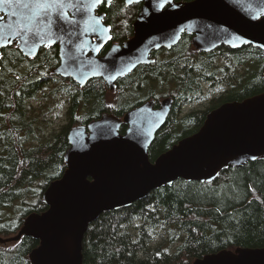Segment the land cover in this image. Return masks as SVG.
I'll list each match as a JSON object with an SVG mask.
<instances>
[{"label": "trees", "instance_id": "16d2710c", "mask_svg": "<svg viewBox=\"0 0 264 264\" xmlns=\"http://www.w3.org/2000/svg\"><path fill=\"white\" fill-rule=\"evenodd\" d=\"M140 6H126L123 0L99 5L97 12L103 13L112 42L132 35ZM57 52L55 45L41 48L32 58L15 45L0 52L3 239L16 235L29 214L47 209L42 194L64 173L71 127H86L104 113L121 118L144 101L171 98V111L148 148L154 161L194 133L211 109L264 91V50L252 46L201 52L190 35L182 34L169 49L151 51L152 63L118 78L112 90L99 78L81 87L52 74ZM213 89L221 91L210 96L205 110L180 114L182 106ZM59 97L68 105V124L43 138L41 117ZM38 99L42 102L33 106ZM38 243L27 236L0 243V264H31L28 255ZM244 247H264L263 157L241 167L223 168L210 182L177 179L129 207L100 214L88 225L81 253L82 264H192L206 254Z\"/></svg>", "mask_w": 264, "mask_h": 264}, {"label": "water", "instance_id": "95a60500", "mask_svg": "<svg viewBox=\"0 0 264 264\" xmlns=\"http://www.w3.org/2000/svg\"><path fill=\"white\" fill-rule=\"evenodd\" d=\"M112 1L0 0V52L15 45L32 58L57 44L54 75L80 86L100 78L112 90L118 78L152 63L151 51L169 49L182 34L201 52L220 46L264 50V0H123L141 4L132 36L97 56L110 34L96 11ZM170 105V99L157 109L146 102L122 120L103 114L87 127L70 128L64 173L42 194L47 209L29 214L17 234L0 243L32 237L39 243L28 255L31 264H82L84 234L100 214L129 207L177 179L210 182L223 168L264 158L263 91L211 110L194 133L150 161L148 148ZM123 122L127 128L120 133ZM192 264H264V247L224 249Z\"/></svg>", "mask_w": 264, "mask_h": 264}, {"label": "rangeland", "instance_id": "374dc122", "mask_svg": "<svg viewBox=\"0 0 264 264\" xmlns=\"http://www.w3.org/2000/svg\"><path fill=\"white\" fill-rule=\"evenodd\" d=\"M204 92L205 94L201 100L195 101L191 106H186L184 109L187 111L190 108H200V107L203 108L206 105V100L211 95L217 93L216 91H213L211 94L208 91H204ZM58 99L59 100H56L54 103L53 102L49 103L51 105L50 111L45 113L43 115L44 117L43 116L41 117V119H44L41 125L43 128V130H41L42 134H40V136L43 138L49 137L52 133L59 131V129L62 126L68 124V119H69L67 115L68 105L63 99H60V97ZM40 102L42 101L38 99L37 102H32V105L37 106Z\"/></svg>", "mask_w": 264, "mask_h": 264}, {"label": "flooded vegetation", "instance_id": "af4514ba", "mask_svg": "<svg viewBox=\"0 0 264 264\" xmlns=\"http://www.w3.org/2000/svg\"><path fill=\"white\" fill-rule=\"evenodd\" d=\"M104 4H105V3H104ZM105 5H106V6H109L110 4H108V5L105 4ZM98 7H99V6H98ZM96 13H97V14H103V13H98L97 11H96ZM103 23H104V20H103ZM104 24H105V23H104ZM105 25H107V24H105ZM107 26H108V25H107ZM108 27H109V26H108ZM132 32H133V31H132ZM109 34H110V39H109V40H106V41H104V42H102V43L100 44V48H99V50H98V52H97V54H96L97 56H102L103 54H105V53L108 51V49L110 48V46H111L112 44H121L122 42L125 41V40H124V41H121V42H118V41H117V42H112V40H111V29H110V27H109ZM131 36H132V35H131ZM131 36H130V37H131ZM130 37H129V38H130ZM129 38H127V39H129ZM127 39H126V40H127ZM92 41H93V42L96 41V38H93ZM53 46H54V45H53ZM55 46L57 47V51H58V45L55 44ZM58 53H59V51L57 52V54H58ZM149 57H150V56H149ZM150 58H151V57H150ZM58 64H59V54H58ZM58 64H57V65H58ZM57 65H56V66H57ZM141 65H142V64H141ZM56 66H55V67H56ZM55 67H54V68H55ZM54 68H53V69H54ZM53 69H52V70H53ZM52 70H51V72H52ZM52 74H53V73H52ZM55 76H57V75H55ZM57 77L60 78V79L62 78V77H60V76H57ZM120 78H121V77H120ZM62 79H71V78H62ZM94 79H95V78H94ZM99 79H100V78H99ZM71 80H72V79H71ZM91 80H92V79H91ZM101 80H102V79H101ZM72 81H73V80H72ZM102 81H103V80H102ZM103 82H104V81H103ZM115 82H116V81H115ZM75 83H76V82H75ZM104 83H105V82H104ZM77 84H78V83H77ZM105 84H106V83H105ZM78 85H79V84H78ZM106 85H107V84H106ZM81 87H82V86H81ZM114 87H115V86H114ZM108 88H109V87H108ZM113 89H114V88H113ZM213 91H216V92L218 93V92H220L221 90H220V89H213L212 92H213ZM217 93H215V94H217ZM215 94H214V95H215ZM203 96H204V95H203ZM202 98H203V97H202ZM202 98H201V99H202ZM209 98H210V97H209ZM209 98L206 100V105H205L203 108H202V107H200V108H190L189 110L186 111V110L184 109L186 106H191L195 101H199V100H201V99H199V100H195V101H191L190 103H188V104H186V105H184V106L181 107V109H180V111H179L180 114H184V115H185V114L190 113V112H192V111H196V110H197V111H202V110H205L206 107H207V104H208V100H209ZM165 99H170V100H171V98H165ZM162 100H164V99H162ZM162 100H161V101H162ZM161 101H159L158 103L155 102L153 99H152V100L144 101L143 103H141V104H139V105H137V106H135V107H133V108L127 110V111L123 114V116H124L127 112H129V111H131V110H133V109H135V108L141 106L142 104H144V103H146V102H151L153 108H154V109H157V108L160 107V103H161ZM225 103H226V102H225ZM172 104H173V103H172V100H171V105H170L169 113H170V111H171ZM222 104H223V103H222ZM220 105H221V104H220ZM220 105H219V106H220ZM217 107H218V106H217ZM217 107H215V108H217ZM215 108H213V109H215ZM213 109H211V110H213ZM211 110H210V111H211ZM210 111H208L207 113H209ZM169 113H168V114H169ZM104 114H108V113H104ZM180 114H179V115H180ZM102 115H103V114H102ZM102 115H101V116H102ZM101 116H100V117H101ZM123 116H122L121 118H119V117H118V118H119L120 120H122V119H123ZM205 116H206V115H205ZM100 117H99V118H100ZM116 117H117V116H116ZM204 119H205V118H204ZM122 125L125 126V127H124V131H125L126 128H127V125L123 122V123H121L120 128L122 127ZM86 127H87V126H86ZM71 128H72V127H71ZM120 128H119V132L121 133ZM68 131H69V130H68ZM124 131H123L122 133H124Z\"/></svg>", "mask_w": 264, "mask_h": 264}]
</instances>
